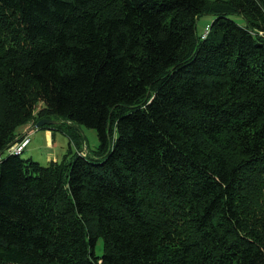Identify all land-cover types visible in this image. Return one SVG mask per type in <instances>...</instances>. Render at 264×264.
I'll list each match as a JSON object with an SVG mask.
<instances>
[{
    "label": "trees",
    "instance_id": "1",
    "mask_svg": "<svg viewBox=\"0 0 264 264\" xmlns=\"http://www.w3.org/2000/svg\"><path fill=\"white\" fill-rule=\"evenodd\" d=\"M0 264H264V0H0Z\"/></svg>",
    "mask_w": 264,
    "mask_h": 264
},
{
    "label": "rangeland",
    "instance_id": "2",
    "mask_svg": "<svg viewBox=\"0 0 264 264\" xmlns=\"http://www.w3.org/2000/svg\"><path fill=\"white\" fill-rule=\"evenodd\" d=\"M235 19L241 22V18L235 17ZM213 17L211 15H202L197 19L196 22V32L198 35L202 36L209 25L211 24ZM32 126H30L31 128ZM78 132L83 136V148L87 146L89 150H94L98 147V137L97 133L94 129L86 128L84 126L78 127ZM31 134L35 132L34 136L30 137V144L25 148V150L20 154V157L23 159L31 158L33 161L38 162L39 164L45 166L47 164L48 157H56L58 161H60L64 154L68 152L69 146L74 149L73 143H71L68 137L58 131L53 130V146L47 147L45 145V141L43 139L42 133L43 130L41 129H32L30 130ZM85 144V146H84ZM85 152V149H83ZM6 153L2 155L5 157ZM95 254L100 256L102 254V241L99 239L95 245Z\"/></svg>",
    "mask_w": 264,
    "mask_h": 264
},
{
    "label": "built area",
    "instance_id": "3",
    "mask_svg": "<svg viewBox=\"0 0 264 264\" xmlns=\"http://www.w3.org/2000/svg\"><path fill=\"white\" fill-rule=\"evenodd\" d=\"M32 129H36V127L32 126L27 132L23 134V136L17 142L11 144L7 148L5 153L11 155H20L30 143V133H31L30 130Z\"/></svg>",
    "mask_w": 264,
    "mask_h": 264
},
{
    "label": "crops",
    "instance_id": "4",
    "mask_svg": "<svg viewBox=\"0 0 264 264\" xmlns=\"http://www.w3.org/2000/svg\"><path fill=\"white\" fill-rule=\"evenodd\" d=\"M30 129V125H26V126H23V127H20L18 130H17V139H20L22 136H23V134L25 133V132H27L28 130ZM41 130H43V129H41ZM35 134H37L36 132H35ZM34 133H30V137L31 136H34L35 135ZM42 136H43V139H44V141H45V145L47 146V147H51V146H53V136L51 135V132L49 131V130H43V133H42ZM31 143V142H30ZM29 143V144H30ZM47 161L49 162V161H57V158L56 157H48L47 158ZM47 162V163H48Z\"/></svg>",
    "mask_w": 264,
    "mask_h": 264
},
{
    "label": "water",
    "instance_id": "5",
    "mask_svg": "<svg viewBox=\"0 0 264 264\" xmlns=\"http://www.w3.org/2000/svg\"><path fill=\"white\" fill-rule=\"evenodd\" d=\"M56 123L57 121L53 119H41L35 124V127L41 128L43 126L55 125Z\"/></svg>",
    "mask_w": 264,
    "mask_h": 264
},
{
    "label": "bare ground",
    "instance_id": "6",
    "mask_svg": "<svg viewBox=\"0 0 264 264\" xmlns=\"http://www.w3.org/2000/svg\"><path fill=\"white\" fill-rule=\"evenodd\" d=\"M206 33V32H205Z\"/></svg>",
    "mask_w": 264,
    "mask_h": 264
},
{
    "label": "clouds",
    "instance_id": "7",
    "mask_svg": "<svg viewBox=\"0 0 264 264\" xmlns=\"http://www.w3.org/2000/svg\"><path fill=\"white\" fill-rule=\"evenodd\" d=\"M35 126V125H34Z\"/></svg>",
    "mask_w": 264,
    "mask_h": 264
}]
</instances>
